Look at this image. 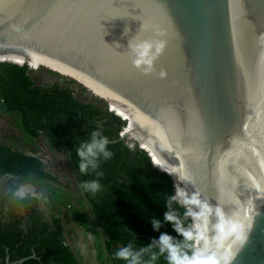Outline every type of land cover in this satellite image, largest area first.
Masks as SVG:
<instances>
[{
	"label": "water",
	"instance_id": "water-1",
	"mask_svg": "<svg viewBox=\"0 0 264 264\" xmlns=\"http://www.w3.org/2000/svg\"><path fill=\"white\" fill-rule=\"evenodd\" d=\"M34 2L0 0V63L32 71L28 62L38 60L121 101L132 128L102 102L125 122L109 144L146 153L172 180L194 231L186 263L153 242L174 264H190L191 209L203 227L200 264H264V0H56L53 18L41 20ZM145 39L163 45L147 73L129 50ZM181 176L187 205L176 197Z\"/></svg>",
	"mask_w": 264,
	"mask_h": 264
},
{
	"label": "trees",
	"instance_id": "trees-1",
	"mask_svg": "<svg viewBox=\"0 0 264 264\" xmlns=\"http://www.w3.org/2000/svg\"><path fill=\"white\" fill-rule=\"evenodd\" d=\"M99 101H81L74 89L61 82L38 85L26 66L0 63V113L13 119L29 145L25 150L0 144V178L12 179L7 190L0 193V264L6 259H25L19 264H84L65 240L63 219L68 214L62 216L61 208L68 202L61 190L44 186L47 194L43 200L29 192L16 195L24 181L60 184L35 148L39 140L66 158L93 226L83 210L71 205L68 213L91 234L98 264H126L115 256L117 249L126 245L136 251L145 249L140 264H174L153 241L181 263L188 262L194 239L190 214L175 202L172 180L151 167L145 152L129 149L122 142L109 144L113 153L110 159L101 160L96 170L79 172V142L88 139L98 123L110 141L116 140L125 126ZM97 172L102 175L97 176ZM93 179L102 185L100 191L91 193L80 187ZM166 212L171 220L165 218ZM154 221L159 222L156 229ZM33 253L39 259L30 258Z\"/></svg>",
	"mask_w": 264,
	"mask_h": 264
},
{
	"label": "rangeland",
	"instance_id": "rangeland-1",
	"mask_svg": "<svg viewBox=\"0 0 264 264\" xmlns=\"http://www.w3.org/2000/svg\"><path fill=\"white\" fill-rule=\"evenodd\" d=\"M43 64V63H42ZM53 67V66H52ZM32 68L37 70L30 71L31 76L38 85H48L54 82H61L66 84L69 88L75 90V96L81 101H99L97 94L103 96L104 92L97 87H93L90 84L86 83L90 88L93 89L91 93L82 89L80 86L72 82V78L68 75L61 74L60 76L52 73L49 68L42 67L40 64L32 63ZM72 82V83H71ZM79 83V82H78ZM83 86V85H82ZM96 94V95H94ZM96 98V99H95ZM104 102V101H103ZM113 107L112 103H110ZM106 106V105H105ZM107 108V106L105 107ZM114 108V107H113ZM117 110L116 108H114ZM117 112V111H116ZM119 114V113H118ZM0 144H6L13 147H18L19 149L28 150L29 145L26 144V141L21 137L20 132L16 129L13 119L8 115H3L0 113ZM35 148L39 151V154L47 164V169L59 177L60 184L57 185L52 182H29L24 181L20 184L26 193H32L34 195H39L40 199L43 200V196L47 194L44 186L50 185L61 190L62 198L65 199L68 203L61 208V214L68 216L63 219V228L64 236L67 244L71 247L72 251L77 255L78 259L81 260L84 264H98L95 259V250L92 236L89 231L82 225H79L71 218V215L68 213L69 207L73 205L76 209H81L90 219L88 224L93 226L90 212L88 206L86 205L85 200L83 199L82 194L78 191L75 181L72 177V174L68 168L66 158L64 155L49 150L46 145L40 140L35 143ZM37 151V152H38ZM12 180L10 177L0 178V193L7 190V183ZM82 205V208L79 206ZM87 219V218H86ZM84 218V220H86ZM88 220V219H87ZM92 230V227H90ZM99 237V240H102V236L99 230L96 231ZM101 237V238H100Z\"/></svg>",
	"mask_w": 264,
	"mask_h": 264
},
{
	"label": "clouds",
	"instance_id": "clouds-1",
	"mask_svg": "<svg viewBox=\"0 0 264 264\" xmlns=\"http://www.w3.org/2000/svg\"><path fill=\"white\" fill-rule=\"evenodd\" d=\"M162 47V42L148 39L129 45L133 67L141 69L145 73L151 72L153 70L154 61L161 52ZM161 75H163V72H161ZM102 129L103 125L98 123L97 126L90 131V137L80 141L76 147L78 168L81 174H85L89 170L98 169L101 160H108L113 155L108 147L110 143L109 137L103 133ZM127 146L130 149L133 147L132 144H128ZM96 175L99 176L102 175V173L97 172ZM80 187L86 192L96 193L100 191L102 185L98 179H93L82 182ZM19 195L23 196L24 191L20 190ZM164 215L166 219H172L167 212ZM158 226L159 222L154 221V229L158 228ZM144 251L145 249L136 251L133 250L131 245H126L117 249L115 256L118 259L124 260L126 264H140L141 255ZM161 251H164V249L161 248ZM32 257L39 259L35 253L32 254ZM27 258L28 257H26V259Z\"/></svg>",
	"mask_w": 264,
	"mask_h": 264
},
{
	"label": "bare ground",
	"instance_id": "bare-ground-1",
	"mask_svg": "<svg viewBox=\"0 0 264 264\" xmlns=\"http://www.w3.org/2000/svg\"><path fill=\"white\" fill-rule=\"evenodd\" d=\"M3 60H8V61H17L19 63H21V61H19L18 59H13L12 57H9L8 59H4ZM32 63H37V64H40V66L42 67H46V68H49L53 71H56V72H59L60 74H65V75H68L70 76L71 78H74V75L73 77L70 75V74H66L64 72H62V70L56 68V67H52L50 65H47V64H42L40 61L38 60H34V59H31L29 62H28V65L32 67ZM36 68H32V70H35ZM76 79L79 83H81L84 87H86L87 89H89L92 93L93 92V89L90 88L86 83V81H83L81 79H78V78H74ZM86 82V83H85ZM89 84V83H88ZM93 86V85H92ZM94 88L97 87L99 88L100 90H102L104 92V94H102L103 96L99 95V94H94L96 95V97H98V99L104 101V99H106L107 103L109 104V108H110V111L113 112L114 114H117L118 116H121L125 121H128V126L129 128H132L131 126V119L132 118H129L128 117V113L127 110L122 106L121 104V101L114 97V96H110L109 94H107L102 88L98 87V86H93ZM114 105L113 107L116 108L117 110H115L111 104ZM117 111V112H116ZM119 113V114H118ZM132 137L134 139H141L140 138V135L138 134H133ZM148 141L151 142V141H155L152 137H147ZM146 140L145 143H142L141 146L142 148H144V150H146L149 154H150V157H151V160H152V163L154 166H156L158 169H160L161 171L163 172H166V168L164 166V164L156 157L152 154V152L149 151V149L147 148L146 144L149 143L148 141ZM157 143V142H156ZM150 144V143H149ZM163 154V153H162ZM164 156H166L165 154H163ZM169 159H171L169 157ZM174 169H175V172L179 175H181L180 173V170H179V167L178 165L174 166ZM175 182V181H174ZM180 182H181V185L178 186L177 182H175V185H176V197L179 198L180 200L184 201L187 205V202L189 203H193L192 200H191V197H190V194L188 193V190H187V183L182 179V176H181V179H180ZM177 188L179 190V192L182 194H180L178 191H177ZM193 206V205H192ZM188 208H190L188 206ZM190 212H191V215H192V219H193V222H194V230L197 231L196 232V240H195V244H196V252H195V255L193 256L192 258V261L190 264H200L202 259H203V245H202V235H203V227L201 225V223L199 222V214L198 212H192V210L190 209ZM198 233V234H197ZM198 235V236H197Z\"/></svg>",
	"mask_w": 264,
	"mask_h": 264
},
{
	"label": "snow or ice",
	"instance_id": "snow-or-ice-1",
	"mask_svg": "<svg viewBox=\"0 0 264 264\" xmlns=\"http://www.w3.org/2000/svg\"><path fill=\"white\" fill-rule=\"evenodd\" d=\"M56 0H35L34 3L30 4L28 7L32 15L37 19H52L53 11L58 7ZM83 7V5L81 6Z\"/></svg>",
	"mask_w": 264,
	"mask_h": 264
},
{
	"label": "flooded vegetation",
	"instance_id": "flooded-vegetation-1",
	"mask_svg": "<svg viewBox=\"0 0 264 264\" xmlns=\"http://www.w3.org/2000/svg\"><path fill=\"white\" fill-rule=\"evenodd\" d=\"M42 67V66H41ZM29 191H26V193H28Z\"/></svg>",
	"mask_w": 264,
	"mask_h": 264
}]
</instances>
